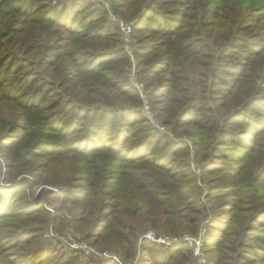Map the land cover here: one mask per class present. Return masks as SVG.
I'll list each match as a JSON object with an SVG mask.
<instances>
[{"label":"trees","instance_id":"trees-1","mask_svg":"<svg viewBox=\"0 0 264 264\" xmlns=\"http://www.w3.org/2000/svg\"><path fill=\"white\" fill-rule=\"evenodd\" d=\"M0 156V264H67L34 225L54 193L127 263L192 262L146 235L203 216L208 264H264V0H0Z\"/></svg>","mask_w":264,"mask_h":264},{"label":"rangeland","instance_id":"rangeland-1","mask_svg":"<svg viewBox=\"0 0 264 264\" xmlns=\"http://www.w3.org/2000/svg\"><path fill=\"white\" fill-rule=\"evenodd\" d=\"M89 1H103L106 5L109 2V0ZM123 46L127 51L130 52L132 47L134 46V37L132 36L129 43H123ZM129 79L133 85L136 84L138 89L142 92V95L146 96L144 90H141L142 87L140 85V82H138L137 78L134 79L132 77V71L129 73ZM149 110L151 112V115L154 116L153 125L156 126L159 123L161 124V121L156 117V113L154 112V108L151 104ZM163 132H167V129L165 127ZM179 139L185 140L189 146L191 145V141L187 140L188 138H186L185 136H181L179 137ZM2 161L3 158L0 156V162ZM189 167L198 175L197 182L199 184H203L206 187V182L202 181L199 177L200 175L198 172V164L194 160V156L192 155V153L189 158ZM215 203L216 202H204V205L206 207H209L210 205H213ZM42 204L43 208L48 213V216L46 217L44 223H34L35 227H40V233L37 236V240L42 243L44 247L55 249L56 255L63 256V262L67 264H102L106 261H114L118 264H136V260L140 256L139 240L135 242L137 245L135 251H133L134 255L130 260H128L129 263H127L123 258V255L121 253L122 251L119 250V248L122 249L121 246H124V244L116 245V243H111L105 246H96L93 239L87 238V235L90 232L91 227L94 225L96 219V212L93 211L90 214V209H92V207H87V209L83 211V206L76 205L75 202H73L72 197L57 196L55 193L52 196H47L43 200ZM205 219L206 218L203 216L200 218V223L198 225V231L196 235L193 236L188 233H184L183 235L179 236L181 237V239H187L186 243L184 244H186L188 249L192 250V262L186 260L182 262V260H180V257L176 256L172 264L209 263L212 255L206 252L203 247L201 248L200 245H196V243L194 242V239H198L199 237H201L203 243V239L206 234L204 228V224L206 221ZM144 234L145 233H143V235ZM165 234L166 233H161L158 235ZM158 235L147 234L146 237L156 242V237ZM174 235L175 234H167L165 236L177 237ZM78 245L86 247H84L83 249L74 247ZM116 246H118L119 248L114 249ZM159 251L164 255L165 251L162 247L159 248ZM203 260H205V262Z\"/></svg>","mask_w":264,"mask_h":264},{"label":"built area","instance_id":"built-area-1","mask_svg":"<svg viewBox=\"0 0 264 264\" xmlns=\"http://www.w3.org/2000/svg\"><path fill=\"white\" fill-rule=\"evenodd\" d=\"M118 30H119V33L121 35L122 42L123 43H129L130 39L132 38V25L130 23H125L123 21H120L119 26H118ZM127 52H129V51H127ZM132 77L134 79L136 78L133 71H132ZM134 85H135V88L138 90L140 97L142 98V106H141V108H142L141 111H143L142 114L145 117V119H147L153 125V117L154 116L151 115V112L149 110L150 103H149L148 99L146 98V96L142 95V92L138 89L136 84H134ZM140 85L142 87L141 90H143L142 83H140ZM154 127L156 129H158L160 132L164 131V127L160 123ZM186 241H187V239H181V238H177V237H169V236H165V235H158L156 237V243L163 245V246H167V247L177 246L181 243H186ZM194 242L196 243V245H198V246L200 245L201 248L203 247L201 237H199L198 239H194ZM74 247L83 249L86 246L78 245V246H74ZM203 261L205 262V260H203Z\"/></svg>","mask_w":264,"mask_h":264}]
</instances>
